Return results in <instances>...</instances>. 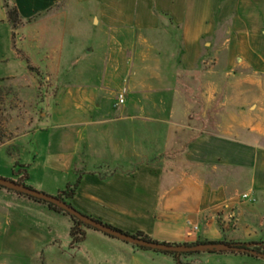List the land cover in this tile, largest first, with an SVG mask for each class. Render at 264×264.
Wrapping results in <instances>:
<instances>
[{"label":"crops","instance_id":"1","mask_svg":"<svg viewBox=\"0 0 264 264\" xmlns=\"http://www.w3.org/2000/svg\"><path fill=\"white\" fill-rule=\"evenodd\" d=\"M70 1L14 0L31 23ZM72 1L83 25L92 23L86 55L95 51L96 65L57 91L53 117L34 136L33 162L23 164L29 178L38 169L64 176L65 187H52L59 193L81 176L76 210L155 242L263 243L264 0ZM0 33V63L21 67L3 0ZM17 199L0 194V228H19ZM26 206L28 226L38 227V207ZM78 255L88 264H176L87 231ZM185 261L264 264L209 252Z\"/></svg>","mask_w":264,"mask_h":264},{"label":"rangeland","instance_id":"2","mask_svg":"<svg viewBox=\"0 0 264 264\" xmlns=\"http://www.w3.org/2000/svg\"><path fill=\"white\" fill-rule=\"evenodd\" d=\"M80 15L81 11L71 0L69 5L59 6L38 21H25L11 34L15 61L22 66L0 63V178L16 181L25 161L33 162L34 136L47 126V119L53 117L57 91L62 86L83 82L87 77L86 68L96 65L94 50L97 48L94 47L92 56L86 55L87 48L92 45L88 40L93 26L90 20L84 26ZM3 51V47L0 48V54ZM233 78L231 76L230 80ZM29 169L27 167V171ZM104 172L110 173L111 170ZM42 174L39 169L32 171L27 185L56 197L58 193L52 191V187H65L66 177ZM42 176L46 185L35 184ZM0 194L14 196L22 202L19 228L5 225L0 228V264H78L82 260L78 248L83 243L72 245V217L50 210L41 201L1 187ZM26 204L38 207V213H32L38 227L28 226ZM16 230L18 233L12 235ZM85 230L110 242L133 247L91 227H85ZM87 244L93 243L89 240ZM70 245L78 248L70 250ZM81 264L88 262L82 260Z\"/></svg>","mask_w":264,"mask_h":264},{"label":"water","instance_id":"3","mask_svg":"<svg viewBox=\"0 0 264 264\" xmlns=\"http://www.w3.org/2000/svg\"><path fill=\"white\" fill-rule=\"evenodd\" d=\"M0 187L16 192L18 194L32 197L38 201H43L50 205H54L67 212L72 218L77 219L80 222L84 223L86 226H89L99 232L104 233L107 236L119 239L134 246H138L154 251L165 252V253H201L204 251H221V252H235L242 254L243 253L254 254V252L251 250L234 245H228L225 243H206V244H198L196 246L190 247L185 245L176 246L166 243L145 241L140 238L134 237L130 234L124 233L120 230L113 229L101 222H98L97 220H94L91 217L82 214L81 212H79L73 207H70L69 205H67L57 197L49 196L47 194L35 191L13 180L0 178Z\"/></svg>","mask_w":264,"mask_h":264},{"label":"trees","instance_id":"4","mask_svg":"<svg viewBox=\"0 0 264 264\" xmlns=\"http://www.w3.org/2000/svg\"><path fill=\"white\" fill-rule=\"evenodd\" d=\"M3 7H4V10H5L6 15H7L8 23H9L11 29H12V32H14V31H16L18 28H20L23 25L25 20L21 17V14H20V12H19L14 0H3ZM33 19H29L26 22L30 23V22H32ZM18 175H19L18 179L15 182H17V183H19L21 185H24V186H26L28 188H31L26 183L27 180L29 179L27 166H21V168H20V170L18 172ZM80 182H81V176H79V178L77 179V181L75 183L69 184L65 188V190L60 191L56 197L59 198L64 203H66L67 205H69L70 207L75 208L72 205V200H73V198L76 195V192H77V189L79 188ZM16 194H18V193H16ZM18 195L25 196V195H22V194H18ZM26 197H29V196H26ZM29 198H31V199H33L35 201H38V200H36V199H34L32 197H29ZM41 202H43V201H41ZM43 203L47 204L48 207L50 208V210H53V211L58 212V213H64V214L69 215L67 212H65L64 210H62V209H60V208H58V207H56L54 205H50V204H48L46 202H43ZM72 219H73V226L71 228L70 235H71L72 245L74 246L76 244H81V243L85 242V240H86L85 227H89V226H86L84 223L80 222L77 219H74V218H72ZM107 226H109V225H107ZM109 227H111L113 229H116V228H114L112 226H109ZM116 230H118V229H116ZM132 236L140 238V239L145 240V241L155 242V241H153L152 239H150L147 235H145L143 233H137V234L132 235ZM207 243H213V242H207ZM198 244H206V243H196V244H190V245L185 244V246L193 247V246H196ZM225 244L234 245V246H238V247H241V248H245V249L251 250V251L254 252V254H247V253H243L242 254V253L221 252V251H208V252L209 253H222V254L223 253H231V254L244 255V256L257 258V259H260V258L264 259V257H263L264 256V242L263 243H259V244H244V243L236 244V243H232V242L231 243H225ZM170 245H176V244H170ZM250 246H253V248H251ZM135 247L140 249V250L152 251V252H155V253H160V254H165V255L171 256L174 259L176 264H190V263L186 262L185 259L187 257H189V256H193V255L199 254V253H165V252L154 251V250H150V249H146V248H142V247H138V246H135Z\"/></svg>","mask_w":264,"mask_h":264},{"label":"built area","instance_id":"5","mask_svg":"<svg viewBox=\"0 0 264 264\" xmlns=\"http://www.w3.org/2000/svg\"><path fill=\"white\" fill-rule=\"evenodd\" d=\"M124 103H125V95H124V93L119 94L118 97H117L116 103H115V108L123 106ZM243 199L247 200V199H249V196L248 195H244ZM253 201H255V200H253Z\"/></svg>","mask_w":264,"mask_h":264}]
</instances>
